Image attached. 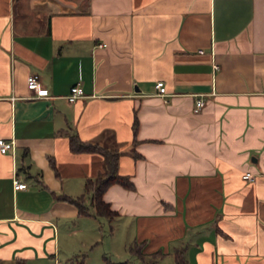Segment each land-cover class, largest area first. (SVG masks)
<instances>
[{"label":"crops","instance_id":"crops-1","mask_svg":"<svg viewBox=\"0 0 264 264\" xmlns=\"http://www.w3.org/2000/svg\"><path fill=\"white\" fill-rule=\"evenodd\" d=\"M30 73L48 96H30ZM72 132L120 151L134 188L103 199L126 249L264 264V0H0V136L14 141L0 153V264H60L61 235L102 218L57 198L102 167L69 150Z\"/></svg>","mask_w":264,"mask_h":264},{"label":"trees","instance_id":"trees-1","mask_svg":"<svg viewBox=\"0 0 264 264\" xmlns=\"http://www.w3.org/2000/svg\"><path fill=\"white\" fill-rule=\"evenodd\" d=\"M136 124L137 120L135 119L133 122V129H136ZM68 146L69 150L73 153L96 152L100 154L102 156V167L96 176L85 179L83 193L76 197L59 194L57 198L75 205L79 215L92 214L97 217H105L111 220L117 213L112 210L109 203L103 199V194L107 187L117 183L127 189L134 188V184L130 177L118 172L119 149L95 141L82 140L76 132H72L68 135ZM50 162L56 171L54 161L51 159ZM87 199L89 203H87ZM142 248V241H134L127 247L129 253L137 257L144 264H154L164 255L161 250L146 254L142 252ZM15 264H24V261L23 259H17ZM78 264H82V261H79ZM173 264H187L184 246L174 249Z\"/></svg>","mask_w":264,"mask_h":264},{"label":"rangeland","instance_id":"rangeland-1","mask_svg":"<svg viewBox=\"0 0 264 264\" xmlns=\"http://www.w3.org/2000/svg\"><path fill=\"white\" fill-rule=\"evenodd\" d=\"M116 223L117 219L102 217L86 232H78L77 224L71 225L70 235H61L54 260L60 264H144L127 251L124 239L128 234L121 235ZM172 251L154 264H173Z\"/></svg>","mask_w":264,"mask_h":264},{"label":"built area","instance_id":"built-area-1","mask_svg":"<svg viewBox=\"0 0 264 264\" xmlns=\"http://www.w3.org/2000/svg\"><path fill=\"white\" fill-rule=\"evenodd\" d=\"M200 52H202V50H200ZM213 66L215 69L218 68V66L215 64ZM26 85H27V88L32 92V94L30 95L31 97L38 98V97L48 96L47 89L41 85L38 74L36 73L28 74L26 78ZM155 87L157 88V94L165 99L167 94L165 92V87L163 85V82L157 81L155 83ZM83 95H84L83 89L81 88L79 83H76L69 87L68 94L65 95V97L69 102H73L77 98L82 97ZM204 104H205L204 99H202L201 97L196 98L193 111L194 112L200 111ZM13 148H14V141L12 139L4 140L0 136V153H7L9 151H12ZM262 172L264 174V165H263ZM254 176L255 175L251 171H244L241 175L242 179H245V180H252ZM13 184H14V188H17V189L24 188L26 186V183L19 182L18 179L16 178L13 179Z\"/></svg>","mask_w":264,"mask_h":264}]
</instances>
